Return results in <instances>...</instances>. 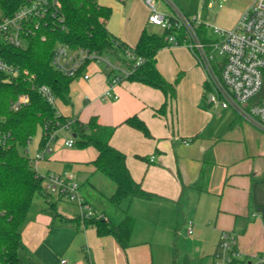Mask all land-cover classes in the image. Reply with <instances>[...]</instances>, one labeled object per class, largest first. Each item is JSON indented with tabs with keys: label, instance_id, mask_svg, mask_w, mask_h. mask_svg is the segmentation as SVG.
<instances>
[{
	"label": "crops",
	"instance_id": "0c3cea01",
	"mask_svg": "<svg viewBox=\"0 0 264 264\" xmlns=\"http://www.w3.org/2000/svg\"><path fill=\"white\" fill-rule=\"evenodd\" d=\"M120 1L124 6L121 15L116 18L112 13L107 26L121 40L135 46L143 30H149L150 9L144 0ZM238 1L214 0L213 9L208 0L175 2L187 15H199L208 32L213 25L233 27L253 3ZM157 66L169 82L181 77L172 101L161 89L129 79L112 89L118 98L102 99L109 87L108 76L95 67L87 69L89 79H76L81 85L78 92L71 84L70 101L81 109L77 116L87 122L95 114L101 123L117 125L111 144L126 154L134 179L156 194L152 199L127 201L136 219L130 246L122 248L111 235L100 237L93 226L62 220L39 197L22 229V252L26 255L29 251L33 257L22 260L24 264H55L51 255H58L59 250L68 255L69 259H63L69 264H180L175 258L176 247L174 253H158L157 257L156 249H161L156 247L170 248L165 236L177 231L181 221L194 225V232L188 234L193 249L188 255L189 264H215L214 254L224 231L238 236V247L249 260L264 257V133L232 109L213 111L208 107L204 95L206 73L187 46L163 48L157 55ZM167 100L164 114L157 112ZM59 110L75 116L68 106ZM132 115L145 121L151 136L124 122ZM96 155L95 149L86 161H52L48 154L43 159L46 173L76 174L83 170L93 175L94 167L88 162ZM152 156L154 161H150ZM205 159L211 163L205 166ZM203 168L206 173L201 177ZM86 177L89 180L90 176ZM52 201L62 215L79 214L78 210L68 215L57 199ZM101 212L112 221L109 212Z\"/></svg>",
	"mask_w": 264,
	"mask_h": 264
},
{
	"label": "trees",
	"instance_id": "16d2710c",
	"mask_svg": "<svg viewBox=\"0 0 264 264\" xmlns=\"http://www.w3.org/2000/svg\"><path fill=\"white\" fill-rule=\"evenodd\" d=\"M26 1L0 0V9L10 15ZM61 2L60 15L34 27L25 46L17 47L0 39V54L17 69L15 73L0 75V131L7 137L6 144H0V264H24L20 256L22 229L31 206L39 197L62 220L78 226H93L100 237L111 235L126 249L131 244L136 219L130 214L129 206L123 208V203L156 196L134 179L127 166L126 154L111 144L117 125L103 124L95 114L87 122L78 116H66L43 95L41 87L48 86L56 99L70 102L72 82L91 64L88 60L75 77L58 71L52 64V57L57 45L64 43L96 56L114 55L117 62L129 68L130 74L126 79L161 89L172 101L177 95L178 79L169 82L163 76L157 66V55L163 48L171 46L167 36L175 33L176 29H164L162 34H158L145 28L137 44L130 46L107 26L113 11L111 6L99 0ZM199 33L205 37L207 27L201 25ZM137 57L143 58L140 65H135ZM111 72L109 70L107 75ZM23 94L28 95V103L19 110L12 109L11 101ZM167 104L168 100L157 112L164 114ZM124 122L151 136L149 127L138 115L129 116ZM64 125L73 132L74 146H92L97 150L96 157L88 163L94 167V173L100 172L115 183V190L108 199L125 214L119 223L81 214L68 217L57 211L56 203L52 201L54 196L46 190L44 178L38 175L34 158L26 153V149L29 140L42 131L38 151L41 150L49 142L51 134ZM58 137L57 133L55 139ZM209 163L211 160L205 159L204 165ZM205 173L206 168H203L201 177Z\"/></svg>",
	"mask_w": 264,
	"mask_h": 264
},
{
	"label": "built area",
	"instance_id": "2783aa9c",
	"mask_svg": "<svg viewBox=\"0 0 264 264\" xmlns=\"http://www.w3.org/2000/svg\"><path fill=\"white\" fill-rule=\"evenodd\" d=\"M144 1L150 9L148 22L160 25L163 29H176L175 33L167 36L170 44L187 46L204 69V95L208 107L213 111L232 109L264 133V0H254L231 28L210 26L215 37L208 34L202 37L199 33V27L203 25L200 16L190 17L174 0H162L165 10H161L157 0ZM208 1L209 8L213 9L214 0ZM61 7V0H27L10 15L4 14L0 9V39L17 47L25 46L33 28L46 23L50 17L59 16ZM128 55L134 58L131 52ZM101 59L112 71L107 75L109 87L103 93L102 99L112 96L118 98L117 94L112 93V89L130 74L129 68L124 64L113 63L107 56L89 54L82 48H72L64 43H59L55 48L52 64L58 71L75 77L88 60L93 63ZM142 62L143 58L137 57L135 65ZM16 71L0 54V75ZM81 76L89 79L90 73L86 70ZM41 91L50 102H56L48 86L43 85ZM28 101V95H20L11 101V107L19 110ZM63 129L71 130L68 125L62 126L51 134L49 142L33 157L38 175L44 178V186L52 195L61 200L75 202L79 214L108 221V216L93 207L81 194L74 172L42 174L38 170L40 160L52 151L55 135ZM6 141V135L0 131V144L5 145ZM31 141L32 138L29 145ZM29 145L26 153H30ZM65 145L73 147L74 137L66 139ZM154 160L155 156H152L150 161ZM187 231L190 235L194 232L192 222H189ZM214 259L215 264H264L263 256L252 260L245 257L238 247V236L226 231L221 234ZM60 264H69V261L61 259Z\"/></svg>",
	"mask_w": 264,
	"mask_h": 264
},
{
	"label": "rangeland",
	"instance_id": "374dc122",
	"mask_svg": "<svg viewBox=\"0 0 264 264\" xmlns=\"http://www.w3.org/2000/svg\"><path fill=\"white\" fill-rule=\"evenodd\" d=\"M99 1L100 3L104 5L112 6V9H113L112 13L113 15L116 14V18L121 15L120 12L123 10L124 6L120 0L119 2L116 0H99ZM127 1H130V0H127ZM174 1H177V3L179 2H183V3L194 2L195 3L196 2V0H174ZM157 2L159 3L160 8L162 6V8L165 9L164 1L157 0ZM118 7H120L121 9H118ZM190 17H192V15H190ZM149 30L151 32L162 34L164 29L160 25L149 24ZM208 35L215 37V34L212 32L211 29L208 31ZM108 59L113 63H117V58L114 55H109ZM94 67L97 68L98 71L101 70L105 74L109 71L103 59L95 62L93 65L90 66L88 70H93ZM199 67H201V65H199ZM179 76H178L177 84L181 78ZM80 87L81 85L79 84V79L72 83V89H74L76 92H78V88ZM61 101H62L61 99H56L55 104L58 107V109L60 108L63 110L65 106H68V110L73 111V113L77 117V114H79L81 110L79 108V104L75 103L73 106L72 102L70 101L68 105L64 106L63 102ZM71 133H73L71 130L63 129L60 131L58 139H55L52 141V145H51L52 151L48 153L52 161H65V160L86 161V160H89L88 159L89 156H91L95 152L94 147L80 148L78 146L70 147V146L65 145V140L66 138L72 136ZM41 138H42V131H38V133L32 138V141L29 145V150H30L29 155L31 157H34L37 150L39 149ZM84 167H86V164L83 163V168ZM38 170L41 173H46L47 169H46L45 159H42L39 162ZM86 174L88 177L90 176L89 180H86L87 179ZM75 175H76V179L78 180L80 184L81 194L85 198H87L89 202H91L93 207L97 208V210L99 211H106L107 213L109 212L111 219L114 223L119 222L117 220L118 218H121V216H123L124 218L125 214L123 210L115 206L114 204H112L108 199V197L115 190V183L110 178L106 177L100 172H97L91 175V173H87L86 171H83V170H79ZM53 196L55 199H57L58 205L59 207H61L63 212H65L68 215H73L75 213H78L79 209L75 202L61 200L56 195H53ZM127 201L128 200H126L123 203V208L128 207L129 203H127ZM129 210H130V207H129ZM188 225H189L188 222L184 223L181 221L179 223V226H178L179 229H177V231L169 232L165 237H166L167 245L170 246V248L166 250L165 248H163L165 246L156 247V248L161 249V250L156 249V257L158 256V253H161V255L164 256L165 252L167 251L172 254V252L174 253V249H175L174 247H176V251L178 254L177 260L180 262V264H183V263L189 264L190 261H188L189 260L188 255L189 254L191 255L193 253L192 252L193 249L191 247V242L188 240V236H189L187 233ZM185 226H186V229H185ZM51 256H52L51 261H54L55 264L56 262H58L57 264H60V261L63 258L69 259V257H67L68 255H66V253H64V251L62 250L58 251V255H56L57 258L56 256H53V255ZM29 257L33 258L32 256H30L29 251H26V255L21 251V259L23 261H28ZM30 264H34V263H30Z\"/></svg>",
	"mask_w": 264,
	"mask_h": 264
}]
</instances>
